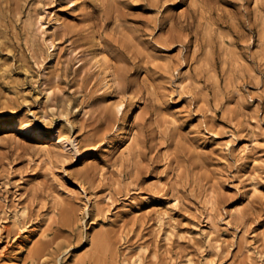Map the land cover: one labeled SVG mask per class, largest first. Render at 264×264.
Segmentation results:
<instances>
[{
    "label": "rangeland",
    "instance_id": "obj_1",
    "mask_svg": "<svg viewBox=\"0 0 264 264\" xmlns=\"http://www.w3.org/2000/svg\"><path fill=\"white\" fill-rule=\"evenodd\" d=\"M0 118V263L264 264V0H0Z\"/></svg>",
    "mask_w": 264,
    "mask_h": 264
},
{
    "label": "bare ground",
    "instance_id": "obj_2",
    "mask_svg": "<svg viewBox=\"0 0 264 264\" xmlns=\"http://www.w3.org/2000/svg\"><path fill=\"white\" fill-rule=\"evenodd\" d=\"M94 1H98V0H94ZM43 17L41 15L40 18H39L40 19L39 21L41 23L40 27L43 30L44 35H48L50 37V38H48L49 40L46 39L45 42L47 44H50L51 47H53V46H55L56 29L60 28L64 24L63 21H62L63 17L59 16L56 13L51 15V23L52 24L48 28L44 27L45 23L43 22ZM50 59H51V63H52L51 67L55 66L57 55L56 54H51ZM90 63H91L93 68L95 67L98 70L99 75H101L103 77V80H102L103 81V88H104L106 94H113L115 91L118 92V89H119L118 77H117L116 72L112 68L111 64L108 62V59H107L106 55L104 53H102L101 51H96L95 50V51H93L92 56L90 58ZM49 94H50V92H49ZM124 103H125L124 96H120V98L117 101H115V103H113V107L117 111H121L123 106H124ZM136 119H138L137 118V113L135 114V116L134 115L130 116V114H129V116L124 118L123 125H122V127L120 129V133L118 135L117 141L115 143H112L107 148L108 156L112 155L116 151H118V152L120 151L121 154L123 153L125 155V153L128 154V152H130L132 150L133 144L136 142V138H137V136L135 134V132H136L135 131V129H136L135 128V124H136L135 121H136ZM8 130H15L18 133H23L22 135H23L24 138H31V139L34 138V139H36V140H38V141H40L42 143H45L46 141H48L52 150H61V151H63V150H68V149H70V147L74 146V142L69 137L67 131H64L62 129H58V130H55L54 132H51L52 129L51 130L48 129L43 124H41V125H34V124H31V123H29V124H25V123L24 124H22V123L19 124L18 121L7 122V121L1 120V118H0V134H3L5 132H7ZM2 138H4V137H2ZM43 146H45V145H43ZM51 149H49V150L52 151ZM250 149H251V146H249V145L244 147V151L245 152H247ZM50 151H49V153H50ZM256 155H257V153H256ZM258 166H255V167L258 168ZM210 191H209V193H210ZM210 194L213 195V193H210ZM245 201H246V199H245ZM241 205H243V204H241ZM97 208H98V206H97ZM236 209H239V208H236ZM232 210H234V209H232ZM239 210H241V209H239ZM81 221H83V220H81ZM101 240H102V238H101ZM96 243H98V242H96ZM104 244L105 243L103 242V240L100 241L99 242L100 248L104 247ZM57 256H58V254H57ZM138 260L141 261V257H139ZM59 261H57L55 264H58ZM68 262L70 264H75L76 262H79V264H84L85 263L83 258L78 260V256L77 255H73L68 260ZM0 264H20V257L15 256L12 259L6 260V261H4L3 263H0Z\"/></svg>",
    "mask_w": 264,
    "mask_h": 264
}]
</instances>
